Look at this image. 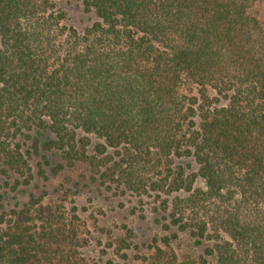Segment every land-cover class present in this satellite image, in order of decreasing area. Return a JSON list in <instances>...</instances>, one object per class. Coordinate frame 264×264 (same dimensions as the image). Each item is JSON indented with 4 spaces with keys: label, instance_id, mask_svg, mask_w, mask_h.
I'll return each instance as SVG.
<instances>
[{
    "label": "trees",
    "instance_id": "obj_1",
    "mask_svg": "<svg viewBox=\"0 0 264 264\" xmlns=\"http://www.w3.org/2000/svg\"><path fill=\"white\" fill-rule=\"evenodd\" d=\"M58 1L0 0L2 188L83 165L173 196L140 264H195L180 232L211 242L198 264H264V0H69L94 15L82 32ZM85 240L33 194L0 213V264H89Z\"/></svg>",
    "mask_w": 264,
    "mask_h": 264
},
{
    "label": "rangeland",
    "instance_id": "obj_2",
    "mask_svg": "<svg viewBox=\"0 0 264 264\" xmlns=\"http://www.w3.org/2000/svg\"><path fill=\"white\" fill-rule=\"evenodd\" d=\"M57 9L64 13L63 22L80 32L94 21L93 13L85 12L76 2L59 0ZM49 155L52 162L58 161V156ZM38 160L39 156L33 161ZM175 163L190 164V172L196 171V165L190 159H177ZM90 177L83 165H77L48 175L46 179L33 180L18 194L6 192L0 178V213L15 203L31 201V194L42 197L44 205L64 214L67 220L73 219L81 237L86 239L79 253L89 264H140L157 244L165 248V244L154 242V238L161 240L165 235L170 236L163 229L167 214L164 201L172 200L173 196L160 198L154 194L139 196L132 192L110 191ZM74 215L79 219L74 220ZM170 240L177 263L198 264L202 257L213 260L206 255L211 245L208 240L198 244L187 232H180ZM124 253H127L126 258Z\"/></svg>",
    "mask_w": 264,
    "mask_h": 264
}]
</instances>
